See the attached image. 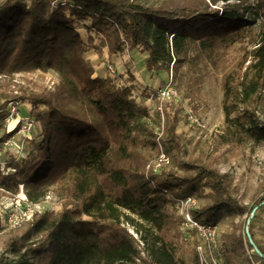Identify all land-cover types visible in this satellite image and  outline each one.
<instances>
[{
    "label": "trees",
    "instance_id": "trees-1",
    "mask_svg": "<svg viewBox=\"0 0 264 264\" xmlns=\"http://www.w3.org/2000/svg\"><path fill=\"white\" fill-rule=\"evenodd\" d=\"M207 47L221 50L223 109L235 129L209 156L188 150L172 107L166 135L158 138L147 121L152 94L137 102L130 85L95 76L86 58L105 49L109 57L140 51L148 72L165 64L168 71L173 63L177 74L193 48ZM36 70L58 73L54 91L15 82ZM13 100L30 105L41 133L28 141L26 156L6 154L0 163V196L14 199L22 187L29 202L44 203L50 194L61 208L13 228L0 214V264H200L197 231L182 229L176 209L188 198L203 200L190 209L196 221L231 220V230L220 236L223 264H251L234 220L254 214L248 240L255 262L264 264V245L254 233L264 214V183L248 207L220 168L228 146L245 138L264 143V0H165L158 7L137 0H3L0 130ZM11 135L0 137V151ZM126 224L144 233L136 227L137 239Z\"/></svg>",
    "mask_w": 264,
    "mask_h": 264
},
{
    "label": "rangeland",
    "instance_id": "rangeland-1",
    "mask_svg": "<svg viewBox=\"0 0 264 264\" xmlns=\"http://www.w3.org/2000/svg\"><path fill=\"white\" fill-rule=\"evenodd\" d=\"M3 0H0V3ZM30 4V0H17ZM165 0H137L138 3L148 7H158ZM223 3L218 4L221 7ZM255 32H260V20L254 25ZM82 36L87 40L88 35L85 30L81 31ZM248 44V38H246ZM248 49L251 44H248ZM244 48V44L237 45L227 56V60H232ZM221 50L207 47L201 52L198 48H193L189 53V59L182 65L178 73L173 72V63L167 71V64L163 65L161 71L150 73L145 69L144 61L146 55L140 51L127 52L109 57L105 49L104 55L99 56L94 51L87 53L86 58L94 65L96 72L103 76L113 78L117 86L130 85L133 88V96L137 102L141 103L145 92L150 95L157 89L168 83L175 85L178 96L174 100L159 103L158 100L147 99L146 105L149 107V124L158 133V138L166 135V111L171 107L179 112L178 133L185 141L188 150L195 156L215 155L220 138L234 135L235 129L232 121L227 122L223 109V90L221 87L222 74L219 68V58ZM113 67L115 72H111L109 67ZM253 74V73H252ZM15 82L24 86H42L54 91L60 82L58 73L53 70H36L32 73L18 74ZM17 93V92H16ZM8 114L3 122V129L0 130V137L5 133H11V137L4 143L0 151V163H4L7 155L24 157L28 154V141L37 138L41 133L40 124L30 115V105L19 104L15 100L8 104ZM193 111L201 121L202 126L192 125L187 116L188 111ZM262 112L264 113V106ZM233 113L231 118L236 117ZM28 133V134H27ZM229 152L226 161L220 166L223 172L228 173L233 179L235 196L239 201L252 207L255 201L261 196L259 191L264 183V143L254 144L252 140L245 138L242 144L234 143L228 146ZM160 159L169 164L167 158L160 155ZM49 196V202L45 203L44 210L57 211L61 208L57 198ZM203 204V200L197 199L196 207ZM11 207L10 198L0 196V214ZM179 212V205L176 207ZM246 214L243 218L236 217L235 224H240V236L242 238L243 225ZM138 223V220H136ZM231 220L220 224V236L225 231L231 230ZM141 223V222H139ZM130 233L139 238L136 234V225L126 224ZM141 229L144 233V229ZM144 228H146L144 224ZM254 233L259 242L264 245V214H260L254 222ZM197 241L199 243V235ZM243 240V239H242ZM244 245V243H243ZM245 248V247H244Z\"/></svg>",
    "mask_w": 264,
    "mask_h": 264
},
{
    "label": "built area",
    "instance_id": "built-area-1",
    "mask_svg": "<svg viewBox=\"0 0 264 264\" xmlns=\"http://www.w3.org/2000/svg\"><path fill=\"white\" fill-rule=\"evenodd\" d=\"M109 69L111 72H115L113 67L110 66ZM177 96L178 93L175 85L170 82L157 89L156 92L151 95L150 100L155 98L159 103H163L164 101L174 100ZM187 116L192 125L202 126L201 121L192 110L188 111ZM48 198L49 196L46 197L44 203H31L28 201L23 188L21 187L20 194L16 198L10 199L11 207L3 211L7 216L9 227L13 228L23 222H28L33 219L34 215L43 212L45 203L49 202ZM196 203L197 201L193 198H188L180 203L179 214L184 217L182 229L186 231L189 229H195L197 231V235H199V243L196 249L199 255L200 264H223V257L220 251L221 241L219 225H206L193 219L190 214V209L195 207ZM253 215L254 214L251 215L250 219ZM250 219L249 217H246L245 219L242 239L246 254L250 259L251 264H257L254 260L255 250L250 247L248 240L250 234Z\"/></svg>",
    "mask_w": 264,
    "mask_h": 264
},
{
    "label": "crops",
    "instance_id": "crops-1",
    "mask_svg": "<svg viewBox=\"0 0 264 264\" xmlns=\"http://www.w3.org/2000/svg\"><path fill=\"white\" fill-rule=\"evenodd\" d=\"M99 75L98 72L95 73V76Z\"/></svg>",
    "mask_w": 264,
    "mask_h": 264
}]
</instances>
